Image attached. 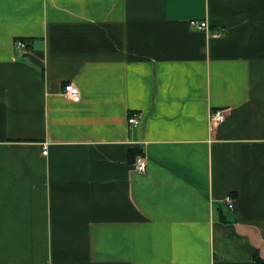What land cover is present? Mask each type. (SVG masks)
Masks as SVG:
<instances>
[{
  "label": "crops",
  "instance_id": "0c3cea01",
  "mask_svg": "<svg viewBox=\"0 0 264 264\" xmlns=\"http://www.w3.org/2000/svg\"><path fill=\"white\" fill-rule=\"evenodd\" d=\"M255 253L264 0H0V264H259Z\"/></svg>",
  "mask_w": 264,
  "mask_h": 264
},
{
  "label": "built area",
  "instance_id": "2783aa9c",
  "mask_svg": "<svg viewBox=\"0 0 264 264\" xmlns=\"http://www.w3.org/2000/svg\"><path fill=\"white\" fill-rule=\"evenodd\" d=\"M189 25H190V27H192L196 30H201V31H207L208 30V24L205 21L190 20ZM215 35H218V32L215 33L214 36ZM14 47L18 51L24 52L27 50L28 44L24 40L16 39L14 41ZM64 94L72 102H79L80 96H81L79 89L74 84L65 85L64 86ZM139 118H140V116L138 114H133L128 119V123L132 126H138L141 124V121ZM224 118H225V115H224L223 110L210 111V116H209L210 122H212V123L213 122H222L224 120ZM133 167L138 174H145L146 169H147V158H146V156L143 154L138 155L133 162ZM224 203L226 205V208L228 210H231L233 208V204H234L232 196H227L224 200Z\"/></svg>",
  "mask_w": 264,
  "mask_h": 264
},
{
  "label": "trees",
  "instance_id": "16d2710c",
  "mask_svg": "<svg viewBox=\"0 0 264 264\" xmlns=\"http://www.w3.org/2000/svg\"><path fill=\"white\" fill-rule=\"evenodd\" d=\"M21 40L26 41L25 39H21ZM26 43L28 44L29 42L26 41ZM141 154H142V153L138 152L137 150H134V151L131 152V156H132V157H133V156H137V155H141ZM254 259H255V261L258 262L259 264H264V260H261V259L259 258V256H258L257 253H255V255H254Z\"/></svg>",
  "mask_w": 264,
  "mask_h": 264
},
{
  "label": "rangeland",
  "instance_id": "374dc122",
  "mask_svg": "<svg viewBox=\"0 0 264 264\" xmlns=\"http://www.w3.org/2000/svg\"><path fill=\"white\" fill-rule=\"evenodd\" d=\"M233 198V197H232ZM233 202H234V198H233ZM234 209V204H233V208L231 209V210H233Z\"/></svg>",
  "mask_w": 264,
  "mask_h": 264
}]
</instances>
